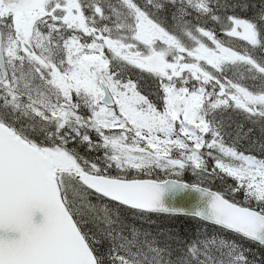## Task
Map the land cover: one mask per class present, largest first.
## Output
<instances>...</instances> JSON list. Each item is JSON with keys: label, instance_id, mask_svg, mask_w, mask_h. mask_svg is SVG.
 <instances>
[{"label": "snow or ice", "instance_id": "obj_1", "mask_svg": "<svg viewBox=\"0 0 264 264\" xmlns=\"http://www.w3.org/2000/svg\"><path fill=\"white\" fill-rule=\"evenodd\" d=\"M161 216L194 234L137 226ZM249 243L264 0H0V264H253Z\"/></svg>", "mask_w": 264, "mask_h": 264}, {"label": "trees", "instance_id": "obj_2", "mask_svg": "<svg viewBox=\"0 0 264 264\" xmlns=\"http://www.w3.org/2000/svg\"><path fill=\"white\" fill-rule=\"evenodd\" d=\"M245 131L247 129L245 128ZM260 136L259 132L257 131L254 135V139H258ZM244 147H248L247 142H244ZM255 155L258 157L261 155L259 151V145H257L255 152ZM153 220L155 221L154 224H141L139 221H137V226L144 227V228H151L152 230H156L157 227L164 229V230H171L174 232H178L180 235H191L194 234L195 228H194V221L191 217H166L161 216L159 218L153 217ZM131 222V220L129 221ZM244 247L247 249V255L249 260L253 261V264H262V261H264V249L260 248L258 245L255 244H245Z\"/></svg>", "mask_w": 264, "mask_h": 264}, {"label": "water", "instance_id": "obj_3", "mask_svg": "<svg viewBox=\"0 0 264 264\" xmlns=\"http://www.w3.org/2000/svg\"><path fill=\"white\" fill-rule=\"evenodd\" d=\"M165 204L172 205L185 210H190L200 202L199 194L193 191H185L179 194L165 193L163 197Z\"/></svg>", "mask_w": 264, "mask_h": 264}]
</instances>
